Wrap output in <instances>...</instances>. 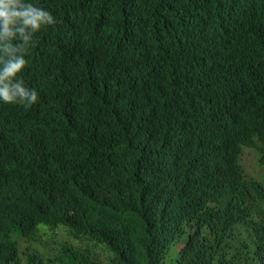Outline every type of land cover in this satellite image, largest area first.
Masks as SVG:
<instances>
[{"label":"trees","instance_id":"trees-1","mask_svg":"<svg viewBox=\"0 0 264 264\" xmlns=\"http://www.w3.org/2000/svg\"><path fill=\"white\" fill-rule=\"evenodd\" d=\"M57 23L0 101V264H264V0H28Z\"/></svg>","mask_w":264,"mask_h":264},{"label":"clouds","instance_id":"clouds-1","mask_svg":"<svg viewBox=\"0 0 264 264\" xmlns=\"http://www.w3.org/2000/svg\"><path fill=\"white\" fill-rule=\"evenodd\" d=\"M57 23L53 14L28 0H0V101L31 107L38 101L35 89L20 74L35 35Z\"/></svg>","mask_w":264,"mask_h":264},{"label":"rangeland","instance_id":"rangeland-1","mask_svg":"<svg viewBox=\"0 0 264 264\" xmlns=\"http://www.w3.org/2000/svg\"><path fill=\"white\" fill-rule=\"evenodd\" d=\"M246 173L264 184V166L258 162L254 150H247L243 160Z\"/></svg>","mask_w":264,"mask_h":264}]
</instances>
